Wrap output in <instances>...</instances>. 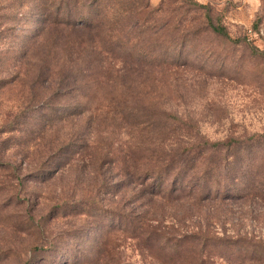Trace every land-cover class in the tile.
Wrapping results in <instances>:
<instances>
[{
    "label": "rangeland",
    "instance_id": "374dc122",
    "mask_svg": "<svg viewBox=\"0 0 264 264\" xmlns=\"http://www.w3.org/2000/svg\"><path fill=\"white\" fill-rule=\"evenodd\" d=\"M0 264H264V0H0Z\"/></svg>",
    "mask_w": 264,
    "mask_h": 264
},
{
    "label": "trees",
    "instance_id": "16d2710c",
    "mask_svg": "<svg viewBox=\"0 0 264 264\" xmlns=\"http://www.w3.org/2000/svg\"><path fill=\"white\" fill-rule=\"evenodd\" d=\"M198 8H200L201 6L196 5ZM212 30L214 33H217L221 36H226L225 30L222 27L219 26H212ZM202 147V150H201ZM207 144L205 145H197L195 147V151L193 153H189L188 157L186 155H180V157H178L176 159V161H174L176 163V165L178 167L177 168V172L174 174V179L171 182V185H169L168 187L164 186V177H162V175L158 176L157 178H159L158 180V186H159V190H161L164 194L168 193L169 195H172L173 193H191L192 190H197L199 195L203 198V199H210V197H213V199H221V174L220 176H216L214 177L212 174V171L214 169L218 170L221 168V160H219L216 164L215 167L213 166H209L204 170V181L203 183H197L196 185H189L190 182V178L188 177L189 174H191V171L196 168V164H198V160H197V156L195 155H199V153H201V151L203 150H210L213 153H218L220 152V148H221V143L218 144H214L212 146H209V148H207ZM214 151H213V150ZM194 155V156H193ZM208 160L212 163L214 161L213 157L210 156L208 158ZM213 164V163H212ZM175 166V165H173ZM211 174V175H210ZM176 175V176H175ZM145 176H148V174L146 173ZM193 176V175H192ZM213 177V179H212ZM162 178V180H160ZM211 179V181H213V183L215 184L216 188L215 191H212V189H209L210 186L208 185L209 180ZM157 183V180H155V184ZM188 186L192 187L189 188Z\"/></svg>",
    "mask_w": 264,
    "mask_h": 264
}]
</instances>
